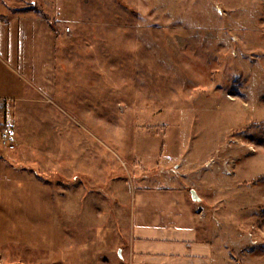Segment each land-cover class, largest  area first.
<instances>
[{
	"label": "rangeland",
	"instance_id": "rangeland-1",
	"mask_svg": "<svg viewBox=\"0 0 264 264\" xmlns=\"http://www.w3.org/2000/svg\"><path fill=\"white\" fill-rule=\"evenodd\" d=\"M64 2L56 97L12 105L42 108L35 138L63 145L47 148L57 174L44 157L41 176L68 254L40 262L0 246V263L138 264L132 192L162 186L196 191L209 257L161 264H264V0ZM66 139L84 153L73 175Z\"/></svg>",
	"mask_w": 264,
	"mask_h": 264
},
{
	"label": "crops",
	"instance_id": "crops-1",
	"mask_svg": "<svg viewBox=\"0 0 264 264\" xmlns=\"http://www.w3.org/2000/svg\"><path fill=\"white\" fill-rule=\"evenodd\" d=\"M54 1L0 0L2 112L13 129L16 122L24 120L25 124L22 132L14 130L16 149L6 150L14 155L8 156L0 150V246L26 259L58 263L61 261H55V257L67 258L66 234L55 206L56 190L52 181L41 176L44 167L41 163L45 157L51 163L50 171L57 174L58 151L47 148L63 145L35 138L36 115L42 114V108L12 105L45 104L56 97L62 45L60 27L55 25L53 17L60 24L66 21L63 6L55 7ZM64 146L65 153L60 155L65 158L61 163L66 164L67 174L73 175L83 169L80 162L84 163V153L75 150L74 146L78 145L69 139ZM132 193L135 241L131 249L138 264L147 261L161 264L173 259L191 263L209 257L208 246L198 239L194 202L183 188L144 187Z\"/></svg>",
	"mask_w": 264,
	"mask_h": 264
},
{
	"label": "built area",
	"instance_id": "built-area-1",
	"mask_svg": "<svg viewBox=\"0 0 264 264\" xmlns=\"http://www.w3.org/2000/svg\"><path fill=\"white\" fill-rule=\"evenodd\" d=\"M67 31H69V28H67ZM0 142L2 147H4L7 150H15L17 146L16 138H15V131L12 128L11 125L6 124L1 128L0 131ZM204 208L202 206H199L198 210L202 211Z\"/></svg>",
	"mask_w": 264,
	"mask_h": 264
},
{
	"label": "water",
	"instance_id": "water-1",
	"mask_svg": "<svg viewBox=\"0 0 264 264\" xmlns=\"http://www.w3.org/2000/svg\"><path fill=\"white\" fill-rule=\"evenodd\" d=\"M191 197H192L193 202H201V199L199 198V196H197V193L194 190H191ZM119 255H121L120 251H119Z\"/></svg>",
	"mask_w": 264,
	"mask_h": 264
},
{
	"label": "trees",
	"instance_id": "trees-1",
	"mask_svg": "<svg viewBox=\"0 0 264 264\" xmlns=\"http://www.w3.org/2000/svg\"><path fill=\"white\" fill-rule=\"evenodd\" d=\"M262 179H264V177H262Z\"/></svg>",
	"mask_w": 264,
	"mask_h": 264
}]
</instances>
